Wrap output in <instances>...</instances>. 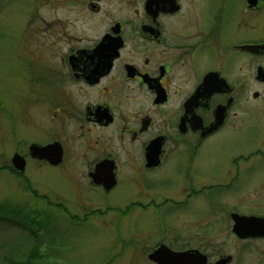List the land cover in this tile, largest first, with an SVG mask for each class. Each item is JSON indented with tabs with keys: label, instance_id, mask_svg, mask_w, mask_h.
Masks as SVG:
<instances>
[{
	"label": "flooded vegetation",
	"instance_id": "flooded-vegetation-1",
	"mask_svg": "<svg viewBox=\"0 0 264 264\" xmlns=\"http://www.w3.org/2000/svg\"><path fill=\"white\" fill-rule=\"evenodd\" d=\"M57 1L55 10L70 13L53 14L51 53L34 62L51 137L15 152L24 157L22 171L13 153L11 170L24 175L31 160L63 167L84 182L82 191L130 198L122 213L194 200L202 151L223 132L244 129L250 79L264 85V0ZM32 144L60 148L61 160L34 157ZM233 154L238 172V162L252 159ZM175 184L177 194L162 192ZM240 192L241 208H226L225 221L107 222L115 229L110 260L129 250L124 264H264V207L249 189ZM88 213L103 210L71 218L81 224Z\"/></svg>",
	"mask_w": 264,
	"mask_h": 264
},
{
	"label": "rangeland",
	"instance_id": "rangeland-1",
	"mask_svg": "<svg viewBox=\"0 0 264 264\" xmlns=\"http://www.w3.org/2000/svg\"><path fill=\"white\" fill-rule=\"evenodd\" d=\"M58 3L0 0V264H124L131 257L129 250L113 263L110 260L107 242L109 246L113 244L115 229L107 228V222L121 221L129 226L138 220H163L171 228L195 220L225 221L226 208L238 207L244 187L250 190V199L262 202L263 209L264 188L260 182L264 179V156L254 151L264 149V85L252 79L244 129L227 130L207 144L199 165L201 192L186 204L167 203L147 212L122 213L121 208L130 203V198H104L85 188L82 191L84 182L67 178L62 174L63 167L51 168L31 160L24 175L11 170L13 153L27 152L32 142L51 137L47 123L49 103L35 91L39 78L34 62L47 60L51 53L53 14L67 18L70 13L65 6L55 10ZM255 91L260 98L255 99ZM241 152L252 159L244 161V165L238 162V172L229 157ZM231 170L234 174L229 178ZM209 185H221V190L207 193L210 199L217 196L215 201L205 193ZM177 187L179 184L161 190L166 195L177 194ZM91 208H102L103 213H88L81 224L78 223L83 219L71 218L83 217Z\"/></svg>",
	"mask_w": 264,
	"mask_h": 264
},
{
	"label": "water",
	"instance_id": "water-1",
	"mask_svg": "<svg viewBox=\"0 0 264 264\" xmlns=\"http://www.w3.org/2000/svg\"><path fill=\"white\" fill-rule=\"evenodd\" d=\"M260 75L264 79V73H261ZM30 151H31L30 153H32L34 157H38L40 159H47L50 161V163H53V164H57L61 160V157H62V152L60 148H56L54 147V145L40 146L37 144H32L30 147ZM13 163L17 169L19 170L25 169V164H24L25 160H24V157H22L20 154L15 153L13 157ZM235 229L238 232L241 231L242 226H240V223L236 225ZM179 254L180 253H175L176 257L174 258V260L176 258H179ZM184 257L188 258V256L186 255Z\"/></svg>",
	"mask_w": 264,
	"mask_h": 264
}]
</instances>
